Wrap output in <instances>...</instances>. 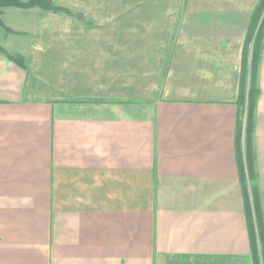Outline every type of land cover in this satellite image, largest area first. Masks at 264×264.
<instances>
[{"label":"crops","instance_id":"0c3cea01","mask_svg":"<svg viewBox=\"0 0 264 264\" xmlns=\"http://www.w3.org/2000/svg\"><path fill=\"white\" fill-rule=\"evenodd\" d=\"M53 1L87 22L39 7L0 14V264H254L264 78L254 133L262 224L252 240L236 146L250 14L203 12L248 13L259 0H194L202 13L181 27L175 4L158 41L124 40L121 58L106 18ZM142 5L123 1L121 28L147 15L154 24ZM213 15L233 17L232 30L198 26Z\"/></svg>","mask_w":264,"mask_h":264},{"label":"rangeland","instance_id":"374dc122","mask_svg":"<svg viewBox=\"0 0 264 264\" xmlns=\"http://www.w3.org/2000/svg\"><path fill=\"white\" fill-rule=\"evenodd\" d=\"M68 2L75 4L78 6L80 9L85 10V12L92 13V16L95 17L94 20L97 21L99 18H106L102 19L101 25L107 28L106 31V37L110 38L112 37V45L115 48L114 51V57H119L121 58L122 55L121 53H124L126 49H128L127 45L124 44V40L129 41V42H135V43H145L147 46L149 44H154L158 41V36L156 35L155 30L158 29L159 32H162V27L159 25L161 21H163L164 18L167 16L170 17V14H175V4H177L178 11L176 14H178L177 19H181L180 23L178 22V26L181 27L179 24H183V22H186L187 24H192V21L195 16L194 14H201L202 12H195L193 11V1L194 0H143V5L142 9L140 10L139 13L141 14H154L153 19H154V24H152V16L147 15L145 17L144 21H140L139 19H135L134 22L137 25H134L132 28L128 29L123 26L119 25V22H121V18L124 14H121L122 6H123V1L124 0H107V4L110 3L111 8V14H105L104 12V3H100L102 0H92L91 3H84L83 0H67ZM213 1V0H211ZM260 1V0H259ZM258 1V2H259ZM256 3V5L258 4ZM55 3V2H54ZM156 4L158 5L159 9H154L156 8ZM190 4V5H189ZM214 6V4H212ZM256 5L254 6L253 10L251 12H235V11H229V10H224V9H215V11H208V12H203L204 14H250V23H251V31L252 34L254 35L252 41L249 43V46L247 47L248 49V55H246L244 59V47H246V44L243 46L242 50V65H241V72L242 69L245 72V74H241L240 76V84L239 88H241V77H244L243 83L246 84L247 90H249L251 86V69H252V55H253V49H254V43H255V38L259 30L262 28L264 25V9L262 11V14L258 16L256 19L253 18L255 16L253 13ZM108 6V5H107ZM191 6V8H190ZM65 7V6H63ZM72 7V6H70ZM69 7L71 13L68 12H56L57 14H66L68 15L69 18H73L74 20H77L79 22V25L82 26V23L87 22L85 17L79 18L77 14H80L79 12H76L73 9H76L77 11L79 10L78 8H73L72 9ZM68 8V7H66ZM155 11V12H154ZM84 13V12H83ZM82 13V14H83ZM138 13V14H139ZM133 14V13H132ZM172 16V15H171ZM174 17V16H173ZM81 20V21H80ZM230 20L235 21L233 17L230 19L227 16L222 17V15H213L212 20H208L205 22L203 25L199 22L198 26L205 31H208L205 27H209L211 25H215L216 28L220 31H230L232 30L231 25H230ZM253 22V25H252ZM106 23V24H105ZM107 25V26H106ZM250 25V24H249ZM254 27V28H253ZM186 30V29H185ZM135 34H134V33ZM138 32V33H136ZM111 33V34H110ZM174 39H172L173 43ZM153 48V45L150 46ZM155 49H159L158 46H156ZM153 50V49H152ZM136 50H131L130 54L135 56L136 55ZM152 54L153 52H148V54ZM149 56L151 57V55ZM245 68V70H244ZM257 74L259 76V81L264 78V45L263 49L259 55V60H258V67H257ZM259 87V83H258ZM240 92V90H239ZM246 111V110H245ZM241 121L243 123L242 125V146L237 148L239 151L241 149L242 155L245 153V138H246V113L242 116ZM241 141V140H240ZM239 154V153H238ZM245 159V156H244ZM245 162V161H244ZM245 164V163H244ZM262 217V215H261ZM262 233L260 237H262ZM261 238H259L260 240ZM259 251H262L261 253H258L257 256L261 255L264 256V240H262L259 244ZM255 261V258H254ZM255 264V263H254Z\"/></svg>","mask_w":264,"mask_h":264},{"label":"trees","instance_id":"16d2710c","mask_svg":"<svg viewBox=\"0 0 264 264\" xmlns=\"http://www.w3.org/2000/svg\"><path fill=\"white\" fill-rule=\"evenodd\" d=\"M8 6H18L23 8L39 7L53 12L65 11L71 13L69 8L58 5L54 3L53 0H0V14L2 9ZM263 9H264V0H260L252 13L255 15L253 16V18L256 19L258 16H260V14H262ZM0 23L3 24L1 18H0ZM6 29L11 30L8 27ZM252 31H251V23H250L249 30L245 37L246 47H244V59L246 55H248L247 47L249 46V43L252 41L254 37ZM263 45H264V25L259 30L255 38L253 55L251 60V64H252L251 86L249 90H247L246 84L243 83L244 77H241L242 83L237 99V106H238L237 132H236L237 148L242 146L241 134H242L243 123L241 121V118L246 113V138H245L246 149H245V153H243L244 155H242L241 149L237 151V156H238V167H239L240 182L242 187V194L245 203V213L248 223L250 225L252 240L254 237V228L257 227V229L259 230L262 224L261 197H260V191L258 185L256 183L257 174H256V165H255L256 156H255V147H254V133H255L256 109L258 105L259 95L261 92V89L258 87L257 67H258L259 55L263 49ZM0 49L1 50L3 49L1 45H0ZM12 58L17 60L20 65L22 66L25 65L23 57L12 56ZM241 74H245L243 69ZM255 264H264V256L262 258H259L256 254Z\"/></svg>","mask_w":264,"mask_h":264}]
</instances>
